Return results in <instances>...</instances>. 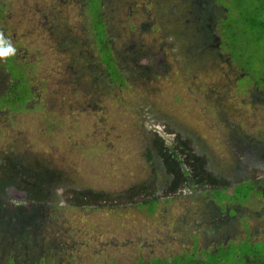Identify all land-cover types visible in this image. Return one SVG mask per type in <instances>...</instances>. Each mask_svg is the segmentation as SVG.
Wrapping results in <instances>:
<instances>
[{"label": "rangeland", "instance_id": "obj_1", "mask_svg": "<svg viewBox=\"0 0 264 264\" xmlns=\"http://www.w3.org/2000/svg\"><path fill=\"white\" fill-rule=\"evenodd\" d=\"M1 1L2 34L17 49L11 63L29 82L25 77L19 82V95L28 98L18 111L0 109L2 260L11 250L15 264L28 258L38 264L41 256L46 264L51 257L54 264H122L188 249V230L203 234L207 217L199 203L206 184L166 191L171 176L153 148L157 131L166 142L180 136L211 172L227 180L246 161L253 173H264V164L247 160L253 156L238 149L236 154L232 146L239 139H255L260 147L264 142V99L255 95L264 94L260 64L248 50L249 72L242 68L247 65L240 71L238 64L237 70L230 66L243 46L240 21L226 24L219 56L210 21L203 24L205 37L193 15L186 26H172L168 16L155 13L161 7L173 11L178 0H107L108 44L127 75L126 82L111 84L101 56L90 47V20L83 21L80 0L76 9L74 0ZM225 7L232 11L231 2ZM108 51L101 48V54ZM215 59H221L216 67ZM5 62L0 57V94L11 82L12 66ZM162 64L168 69L155 67ZM222 115L226 125L212 124ZM67 188L102 190L113 195V203L70 206ZM130 192L135 202L155 199L156 207L130 203ZM217 193L215 198L205 192L204 204L229 198L225 189ZM23 247L30 252L20 254ZM193 256L186 253L180 260Z\"/></svg>", "mask_w": 264, "mask_h": 264}, {"label": "flooded vegetation", "instance_id": "obj_2", "mask_svg": "<svg viewBox=\"0 0 264 264\" xmlns=\"http://www.w3.org/2000/svg\"><path fill=\"white\" fill-rule=\"evenodd\" d=\"M106 1L107 0H80L79 13L83 16V21H86L87 19L90 20V34L93 39V44L90 43V47L91 48L94 47L93 49L101 56L102 59L101 49L98 50V47L95 45L96 34L93 24L94 18H96V20H99L101 17V20L104 24V32L106 38L105 43H103L102 47L104 46L109 47L108 54L104 52L103 55L105 54L110 55L109 56L110 65L108 66L106 64L104 65L102 60L100 61L104 65L106 71L105 74L107 75L108 83L112 84V81L115 80L116 82L122 84L127 81V75L124 73V70H122V62H120L119 60H115V58H117L115 56V51H112L110 45L108 44V42H110L109 33L107 31L108 24L106 22V18L104 17L105 12H103L105 6L104 2ZM153 1L158 2L160 0H153ZM225 3H227V0H222V2H219V0H178V3L174 6L173 11L167 13L166 9L164 7H161L155 13H158L161 16H168L167 19L171 22L172 26L177 24L186 26L191 19L194 20L193 18H190V16L193 15L195 21L199 23L198 32L201 34V36H205V37L206 34L208 33V30L207 28L206 29L204 28L203 24L206 20L207 22L210 21L211 23L208 26H210L211 34L214 36L216 41V45H214V47L217 50L218 55L221 56L222 49L220 48V45L222 44V40L220 39V36L224 31V30L222 31L221 27L225 24L224 22L228 20V12H229V9L225 7ZM77 5H78V0H74L75 9L77 8ZM0 10L4 12V9L2 7V1L0 4ZM3 12H0V16L3 15ZM53 20H54L53 22L54 27L57 30V32H59L60 22H57L56 18H53ZM203 29L205 30L202 31ZM2 30L3 28L1 27V23H0V34H2ZM194 33L195 31L193 32V36ZM178 40H180V38H178ZM219 48L221 49V51H219ZM161 53H164V51H161ZM125 57L126 56H124V60ZM1 58L6 59L5 63H7L8 67L12 66V69L11 67H9L10 79H11L10 87L7 91L0 94V109L3 108L6 111H9V114H11V111L19 110V107H21L27 101L28 96L25 98V101L22 105H20V102L15 103L17 99H22L20 95H17L15 98V95L12 96L11 94L12 85L14 84L13 75L18 74L19 68L11 63L12 61L11 55ZM220 60L221 59H215L214 67L217 66ZM230 66L231 68L236 67L237 70L236 63L233 62L230 64ZM155 67L158 68L159 71H164L168 69L165 64ZM238 70L240 71L239 66H238ZM156 73L157 75L163 74L164 76H166V73H159V72ZM20 74L23 77H25L24 73H20ZM112 75L115 78H113ZM246 76L252 77L250 74ZM237 80L235 81V83L237 84L238 90H240L243 88L244 85H239ZM25 83L27 84L29 83L27 78L25 79ZM16 87L19 91V83L16 85ZM247 88L249 89L250 87ZM28 94H30L29 90H28ZM255 95L257 100L264 99V94L255 93ZM12 105L16 106L17 108L10 109V106ZM224 117L225 115H222L221 117H218L216 119L214 118L212 124L217 123V125L220 124L226 125L227 122ZM208 124L211 126V120L208 121ZM224 129L225 131L228 130V128L226 127ZM158 137L163 141V144H166L167 147L170 146L169 144L172 145L182 144L181 146L182 149L186 151L185 156L188 154L189 149L185 148L183 145V144L188 145V143L184 141L182 138H180V136L176 137V140L174 138L171 142H166L165 138L157 131L156 134L154 135V138H158ZM257 144H260V141L255 142V139L253 141L252 139H248L246 141H244L243 139L241 140L239 139L235 144H232V146L234 147L236 154L238 153V150L243 151L245 154H250L253 156L252 158H248L247 160H252L257 164H264V142L262 143L261 147ZM196 155L199 161L202 164H204L203 173H201L200 175L195 174L194 173L195 170L192 169L190 164L189 167L182 164L183 169L188 170L187 172H189V173L186 172V176H181L178 173L177 174L169 173L165 168L167 174L171 176V180L166 188V191L168 193H174L180 187L188 186V184L191 183L201 184V185L206 184L205 187L208 186L207 188L204 187L201 190L203 194V199L199 203L200 206L204 209V213L207 217L203 221L205 225L203 228V234L198 235V230L193 231L189 229L188 230L189 238L187 242L190 243V246H188V249H183L182 252H180L179 254L176 253L170 256L169 258H166V256L157 255L155 257H150L148 259H143L139 257L138 259L133 260L131 262L146 261L152 264L154 261H155L154 264H230L234 260L238 262V264H264V173L262 174L253 173L254 167H250L249 161H246L243 163L245 167L243 168L238 166L235 169L233 176L231 177V180H227L228 177H224L221 174L211 172L207 168L204 158L202 156H199L198 154ZM184 159L185 157H180V160L183 161ZM230 164L237 165V160H232ZM240 185L243 186L242 191L238 190L240 189L239 188ZM229 188L231 189L228 190ZM68 189L69 188H67V190ZM88 189L90 188H80L75 190L83 191ZM142 189L143 188H140L141 191ZM220 189H225V192L228 193L227 196L229 198H221V199L219 198V200L216 201L211 200L210 202L204 204L203 202L204 199L207 200V198L204 195L205 192L208 193L207 195L208 197L212 196L216 198V196L218 195L217 191H219ZM58 191L60 193L59 194L60 197H62L63 192H61L60 189ZM93 191H102V190L93 189ZM192 192L195 194H199L198 190L193 189ZM130 193H131L130 195H132V192ZM117 195L118 194H115V196ZM247 195L251 197L249 200H247L248 198ZM66 198H67V194H66ZM145 200H150V202L148 203L143 202ZM112 203L113 200L107 201L106 205ZM130 203H138V205L141 204L151 205V207L153 208H155L157 205V201L155 199L150 198L149 196H145L139 202H135L132 199L130 200ZM84 206L85 205H81V207ZM90 206L96 208L100 207V205L98 206L88 205V207ZM203 217L204 216L200 217L201 222L203 220ZM187 223L188 221L185 222V225ZM37 241L39 242L40 240ZM21 243L23 245V239ZM54 246L58 250L59 245H54ZM24 249L25 251L20 254H28L30 252V248H24ZM41 249H43V246ZM51 249L52 248H50V250ZM191 250H193L195 253L198 252L199 257L197 255L193 256L192 255L193 253L192 254L189 253ZM41 253H43V251H38L37 254H41ZM186 253L189 256H193V258L186 257L187 260H180L182 259L183 254ZM17 260L18 259L15 256L14 252L8 250L6 257L3 260L0 258V264H15ZM45 260H46L45 257L41 256L38 261V264H46ZM20 264H29V258L21 260ZM48 264H54L53 257H51V260L49 261ZM122 264H126V263H122Z\"/></svg>", "mask_w": 264, "mask_h": 264}, {"label": "trees", "instance_id": "obj_3", "mask_svg": "<svg viewBox=\"0 0 264 264\" xmlns=\"http://www.w3.org/2000/svg\"><path fill=\"white\" fill-rule=\"evenodd\" d=\"M232 3V11L229 12L228 16H231V19L228 18L221 27L222 31L226 29V24L230 21L231 25L235 21H240L241 25L239 26V40L238 42L243 46H239V50L236 52L237 54V61L233 60L231 53H228L231 56V60L234 63L238 64L239 67L247 65L248 67H242L246 71L249 72V68L251 67L250 61L245 57V53L250 50L255 55V59L258 62L256 66L261 70L259 73L264 78V0H227ZM234 15V16H233ZM234 18V19H233ZM94 29H95V45L98 47V50L102 48L103 43H105V32H104V24L101 20H96L94 18ZM224 28V29H223ZM225 42L222 39V43ZM255 43L257 45H261L259 48H255ZM263 44V45H262ZM110 55H103L102 54V62L105 65H110L109 61ZM242 65V66H240ZM15 66V65H14ZM252 74V73H251ZM14 84L12 85L11 94L12 96L19 95V91L16 85L19 81L23 78V76L18 73L13 75ZM25 101V96L22 99H17L16 102H20L22 105ZM153 148L158 154L159 157L163 160L165 164V168L169 173L179 174L181 176H186V172L188 170H184L182 164L185 166H190L194 169L195 174L203 173L204 164H202L197 155L193 153L190 147L187 144H183L185 148L189 149L188 154L185 156L186 151L182 149V144H173L170 146H166L163 144V141L158 137L154 138ZM182 156H179V155ZM180 157H185L182 161ZM190 164V165H189ZM192 172V171H190ZM189 173V172H187ZM212 179V178H211ZM202 180V179H201ZM67 198L70 203V206L81 207V205H85L84 207H88V205L94 206H104L106 205L107 201H112V194L105 193L102 191H93V190H75V189H68ZM126 199L132 200V195H128ZM145 203L150 202V200L143 201ZM155 261L153 262V264ZM126 264H152L146 261H139V262H131Z\"/></svg>", "mask_w": 264, "mask_h": 264}, {"label": "clouds", "instance_id": "obj_4", "mask_svg": "<svg viewBox=\"0 0 264 264\" xmlns=\"http://www.w3.org/2000/svg\"><path fill=\"white\" fill-rule=\"evenodd\" d=\"M16 51L17 49L12 42L0 34V57L14 56Z\"/></svg>", "mask_w": 264, "mask_h": 264}]
</instances>
